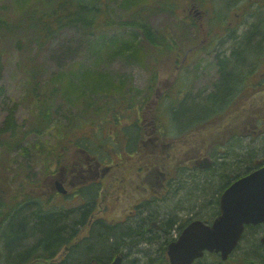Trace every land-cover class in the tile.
I'll return each instance as SVG.
<instances>
[{"label":"trees","instance_id":"obj_1","mask_svg":"<svg viewBox=\"0 0 264 264\" xmlns=\"http://www.w3.org/2000/svg\"><path fill=\"white\" fill-rule=\"evenodd\" d=\"M222 1L15 0L12 11L4 10L6 6L0 5V59L9 45L39 50L60 31L73 29L86 35V50L95 66L91 71L104 76L109 82L106 87L81 82L73 84L70 89L68 82L77 81L73 67L42 79L35 55L26 57L28 59L22 67L25 84L17 104L27 107L28 116L23 125L17 123L14 111L10 110L5 127L0 128V146L9 152L26 138L41 137L49 130L53 132L55 141L49 143V148H45L46 143L40 140L31 144L30 149L39 161L35 167L40 176L34 177V180L13 169L11 180L5 181V176L0 174V264H49L63 245H72L69 237L85 218L88 206L85 204L73 210L68 200L62 206L56 191L50 186L42 187L41 182H46L43 177L54 176L60 155L65 156L68 147L73 144L85 143L99 159L106 157L108 150L104 146L108 143L118 151L120 129L108 136L111 118H115L114 121L119 117L131 119L135 103L129 98L138 95L147 97V88L152 90L154 84L160 81L158 69L173 66L176 70L180 67L176 82L184 81L180 78L185 67L201 52L203 30L197 16L200 10L208 12L209 32L218 35L225 31L228 19L234 20V12L240 9L244 10L243 15L246 14L255 0ZM113 3L123 11L122 14H116L112 9ZM155 11L167 12L171 18L170 25L154 30L148 16ZM250 28L244 39L245 45L256 32ZM121 56L134 59L148 71L151 84L144 93L134 89L130 83L127 85L122 78L113 82L97 71L100 63ZM234 58L232 62L238 59ZM236 62L232 64L235 74H232L233 71L220 73L221 78L212 81L210 92L201 94L200 91L193 100H188L186 85L177 91L176 96L170 95V104L166 100L160 102L161 116L167 118L175 138L190 137V147L195 150L205 143V134L212 139L206 150V155L214 159L211 167L198 169L191 160L193 169L181 176L168 197L172 202L168 206L163 205L164 201L150 204L149 216L135 223V227L130 224L111 227L97 219L89 236L85 237L87 232L81 234L83 238L70 248L60 264L105 263L120 247L125 249V258L128 255L126 250L131 247L135 248L136 254H140L143 243L149 246L160 244L156 254L147 255L144 264H169L165 247L171 239L163 241L162 231L175 229L178 209L191 203L195 206L198 201L201 211L208 206L209 215L215 216L218 213V196L231 179L264 164V111L260 109L261 101L256 104L255 111L251 105L244 104L246 95L243 94L249 89L241 76L243 73L237 70ZM66 77L69 80H64ZM113 86H118V89L111 90ZM130 90L132 93L128 92ZM3 91V86H0V97ZM181 92L183 95L179 97ZM60 94L62 97L69 96L71 102H80L82 107L76 118L68 109L63 115L68 122L66 126L53 116V103ZM110 96L114 100H109ZM112 135L116 136L117 143ZM82 137L86 141L77 139ZM259 140L260 143L256 144ZM63 147L65 151L61 154ZM53 166L55 168L51 171ZM11 183L16 185V189H11ZM152 220L159 223V229L150 224ZM261 229V225L246 226L236 249L226 261L214 253H206L194 264H264V246L259 243ZM241 248L242 251L236 254Z\"/></svg>","mask_w":264,"mask_h":264},{"label":"flooded vegetation","instance_id":"obj_2","mask_svg":"<svg viewBox=\"0 0 264 264\" xmlns=\"http://www.w3.org/2000/svg\"><path fill=\"white\" fill-rule=\"evenodd\" d=\"M243 13L244 10L240 9L238 12H234L235 18L234 20L228 19L225 31L213 35L209 32L210 17L208 12L204 9L200 10L198 16L203 30L200 55L213 58L211 62L215 64L216 78L220 77V73L224 71H233L232 74L234 75L235 69L232 68V64L238 61L235 63L237 70L243 73L241 76L249 89L247 93L243 94V96L246 95L244 104L251 105L250 107H253L255 111L256 104L261 101L262 108L260 109L264 111V0L251 2L246 14L243 15ZM249 28H254L256 32L247 39L248 42L245 45L244 39ZM241 45L248 48L244 49ZM234 57L238 59L232 62ZM206 64L209 66V63ZM179 68L177 67V71ZM147 82L150 86L151 83ZM176 83V80L168 83L171 85L168 93L165 91L158 92L159 83H155L152 90H148L146 85L143 89L147 88V97L138 95L129 98L135 103V111L131 113L130 120L119 117L114 121L115 118H111L108 136L120 129L118 151H115L113 145L108 143L104 146L108 150L106 157L99 159L93 151L89 150V146L82 143L68 147L67 150L72 149L69 154L70 158L60 155L61 159L58 160L56 174L45 179L48 182L46 186H50L51 190L59 194L63 202L62 206L66 205L64 201L67 202L68 200L70 209L76 210L85 204L88 208L85 212V218L69 237L72 245H63L56 255L49 260V264H60L69 253L70 248L80 242L85 232H87L85 237L89 236L91 227L97 219L111 227L124 224L135 227V223L149 216L150 204H158V202L169 199V195L174 190V185L180 182L181 176L193 169L190 165L191 160L198 169L206 170L211 167L214 159L206 155L207 134L203 136L205 143L201 146L205 154L201 157L198 154L197 157L194 156L195 159L190 158L192 156L188 155L189 152L196 153V150L190 147L192 142L190 137L175 138L171 128L168 127L167 118L161 116L163 114L161 113L160 102L166 100V103H171L170 95L173 94ZM257 84L259 85L258 88H256ZM186 88V93L192 97L190 85L188 84ZM149 106L151 112L147 111ZM146 119L148 120L146 121ZM112 136L117 143L116 136ZM225 141L223 140V142ZM180 146L185 148L184 158H179L184 162L177 161L174 163L177 157H173V151ZM63 150L64 148L60 151ZM235 179L232 178L230 183ZM56 182L62 185L65 192L58 190ZM147 192L151 196L145 197ZM105 212L118 214L117 219H108ZM101 215L105 219L100 217ZM176 221L175 229L171 228L168 232L162 231L163 241L172 240L178 236L192 220L184 219L180 223L177 219ZM150 224L159 229V223L156 220H152ZM261 227L263 228V225ZM173 232L176 236H173ZM126 251L128 255L124 258L125 249L120 247L107 258L105 263L100 264H109L117 256H119V264L127 261L133 263L135 258H132L131 255L136 254L135 248L131 247ZM92 264L98 263L93 261Z\"/></svg>","mask_w":264,"mask_h":264},{"label":"rangeland","instance_id":"obj_3","mask_svg":"<svg viewBox=\"0 0 264 264\" xmlns=\"http://www.w3.org/2000/svg\"><path fill=\"white\" fill-rule=\"evenodd\" d=\"M14 3L15 0H0V5H5L6 8L4 10L6 11H12V5ZM222 7L224 8L225 5ZM112 9L115 10L117 15L123 13V11L119 9L114 3ZM148 19L150 25L154 30H161L165 28L166 25H170L171 22L170 15L167 14V12L162 11H155L153 13H150ZM86 40V35H84L83 33L76 32L73 29H65L49 39L48 42L39 50L35 49V47H33L32 49H30L29 47L22 49L14 45H9L5 49V52L0 59V86H3L4 90L3 96L0 97V128L5 127L6 116L8 115L10 110L14 111L13 114L17 123H22L24 125L25 119L28 116L27 107H24L21 104L19 105L17 104V102L22 97L23 87L25 84L22 67L25 65V62L28 59L26 57H29L31 54L35 55L36 63L40 67V77L42 79H45L50 75L57 73L58 71H63L66 68L73 67L72 70L77 75V81L74 83L68 82V87L70 89L72 88L73 84L81 82H91L98 86L103 85L105 87L109 84L108 80L104 76L91 71L95 66H93L94 63L92 57L88 56V51L86 50L88 44ZM212 59L213 58H210V56L203 57L200 54L193 58L188 63L186 69L184 70V73L181 75L180 79H183L184 81H180L174 86L173 94L171 96H176L177 91L182 89L181 87H184L188 84L190 85V92L191 95H193L192 97H194V95H196V93L200 91L202 92L201 94L207 93L212 88V81L217 77V72L215 71L214 67L215 64L214 62H211ZM206 63H209V66ZM97 71L110 78V80H112L113 82L117 81L119 78H122V80H125L127 82V85L128 83H130L134 89L137 88V90L143 92L145 90L143 88L146 85L148 86V71L138 63H136L134 59L126 56L114 57L109 62L107 61V63H100ZM158 71L160 73L158 92L161 93L162 91H165V93H168L171 89V85H168V83H170L172 80L175 81L177 79V69L175 71V68L173 66H170L168 69L162 68L158 69ZM64 80H69V78L66 77ZM189 80H191V83H189ZM116 88L118 89V86H113L111 90H116ZM123 92L124 90L121 91V93ZM128 92L132 93V90ZM182 95L183 92L180 93L179 97H182ZM127 96L129 97L130 95ZM192 97H189L188 100H193L194 98ZM68 98L69 96L62 97V95L60 94L56 96L55 102L53 103V116L57 122L62 123L64 126H66V123L68 122L67 119L63 117V115L67 113L68 109L71 110V116L76 118V116H78L80 112V109L82 108L80 102H71L70 100H68ZM109 100L114 99L110 96ZM187 102L190 103L191 101ZM147 111H150V106L147 108ZM147 120L148 119H146V121ZM77 139H79L80 141H86L85 137ZM37 140L45 142L46 145L44 147L49 148V143H53L55 141V137L53 135V132L49 130L41 137L36 138L34 136H30L26 138L24 142H22L19 146L14 147L9 152L5 149L2 150V147L0 146V174L5 176L3 177L5 181L11 180L13 178L12 169L15 171L18 170L22 174L30 176V180H34V177L40 176L38 174L39 171L35 167V165H37L39 162L38 156L30 149L31 144H33ZM211 141L212 139L207 138V144H209ZM255 143L259 144L260 140L256 141ZM38 145L39 144L36 143V147H38ZM71 150H67V152H65V156H68L70 158L71 156H69V154L71 153ZM184 150L185 148L182 146H180L179 148H175V150L173 151V157L176 156L177 158L174 163L179 161V158H184ZM64 151L65 148L61 154H63ZM35 152L37 151L35 150ZM198 154L199 157H201V155L205 154V152L202 148H199L198 150H196V153L189 152L188 155L192 156L190 158L195 159L194 156ZM8 167L10 169L7 171ZM51 168L52 171L55 166ZM56 170L57 168L55 169L54 176L56 174ZM21 176L23 177V175ZM43 179L45 180L46 177H43ZM41 183H43L42 187H44V185H47L48 182L42 181ZM15 184H17V182H15ZM15 184L11 185V189H16ZM149 195L150 194L147 192L144 196L146 197ZM171 200L172 199H167V201H164L163 205L168 206V203H170ZM198 204V201L195 203V206L192 203L191 205L186 206V203V207L183 206L182 208H179L176 215L178 222L180 223L184 219H212L213 215H209L210 212L208 206H204L205 209L201 211ZM105 214L108 219L113 220H115V218L118 216V214H108L107 212H105ZM100 217L104 218L103 215H101ZM172 234L173 236H176L174 232ZM140 249L142 250L141 253L131 255V257L135 258V260L133 261V263L127 261L128 264H144L149 255L156 254L155 250L158 251V244L149 246L148 244L143 243V245L140 246ZM237 251L238 252L236 254H239L242 251V248L238 249Z\"/></svg>","mask_w":264,"mask_h":264},{"label":"water","instance_id":"obj_4","mask_svg":"<svg viewBox=\"0 0 264 264\" xmlns=\"http://www.w3.org/2000/svg\"><path fill=\"white\" fill-rule=\"evenodd\" d=\"M56 185L65 192L60 183ZM218 210L210 223L192 220L167 244L169 264H193L205 252L226 260L238 245L245 225H264V165L228 185L219 196ZM259 240L264 245V232ZM109 264H119V256Z\"/></svg>","mask_w":264,"mask_h":264}]
</instances>
